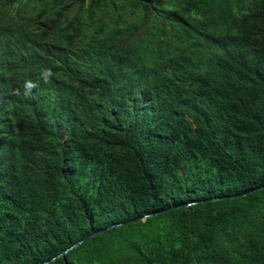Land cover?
Masks as SVG:
<instances>
[{
	"label": "trees",
	"instance_id": "16d2710c",
	"mask_svg": "<svg viewBox=\"0 0 264 264\" xmlns=\"http://www.w3.org/2000/svg\"><path fill=\"white\" fill-rule=\"evenodd\" d=\"M263 184L264 0H0V264ZM51 264H264V188Z\"/></svg>",
	"mask_w": 264,
	"mask_h": 264
},
{
	"label": "water",
	"instance_id": "95a60500",
	"mask_svg": "<svg viewBox=\"0 0 264 264\" xmlns=\"http://www.w3.org/2000/svg\"><path fill=\"white\" fill-rule=\"evenodd\" d=\"M263 188H264V184L259 186V187H256V188L248 189V190L243 191V192L238 193V194L228 195V196H220V197H214V198H208V199H203V200L187 202V203H183V204H179V205H175V206H170V207H167V208H164V209H161V210H157V211L151 212V213L146 214V215L137 216V217L128 219V220L123 221V222H119V223H114V224L108 225V226H106V227H104V228H102L100 230L94 231V232L90 233L89 235L81 238L80 240L76 241L74 244L70 245L69 247L65 248L64 250H62L61 252H59L55 256L49 258L48 260H46V261H44V262H42L40 264H51L54 261H56L57 259L64 258V256L69 251H71L72 249L76 248L77 246H79L83 242H86L89 239L93 238L94 236L99 235V234H101V233H103V232H105V231H107L109 229L122 227V226H125V225L130 224V223H134V222H137V221H143V220H145L147 218L153 217L155 215H158L160 213H164V212L169 211V210L176 209L178 207H184V206H190V205L204 203V202H211V201H218V200H223V199H231V198L241 197V196H245L247 194L259 191V190H261Z\"/></svg>",
	"mask_w": 264,
	"mask_h": 264
},
{
	"label": "clouds",
	"instance_id": "9594fccd",
	"mask_svg": "<svg viewBox=\"0 0 264 264\" xmlns=\"http://www.w3.org/2000/svg\"><path fill=\"white\" fill-rule=\"evenodd\" d=\"M52 75L53 74L51 69H43L41 74V79L44 80L45 83H48ZM23 87H24V94L28 95L31 93L33 88L37 87V85L35 82L31 80H26Z\"/></svg>",
	"mask_w": 264,
	"mask_h": 264
}]
</instances>
